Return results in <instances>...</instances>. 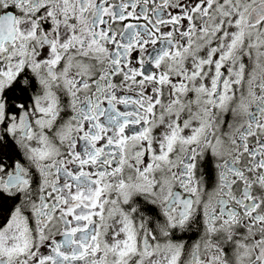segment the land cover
Here are the masks:
<instances>
[{"label": "snow or ice", "instance_id": "obj_1", "mask_svg": "<svg viewBox=\"0 0 264 264\" xmlns=\"http://www.w3.org/2000/svg\"><path fill=\"white\" fill-rule=\"evenodd\" d=\"M0 264H264V0H0Z\"/></svg>", "mask_w": 264, "mask_h": 264}]
</instances>
